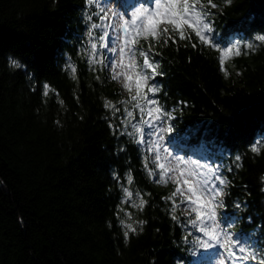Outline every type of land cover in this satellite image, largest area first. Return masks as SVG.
Segmentation results:
<instances>
[{
    "label": "trees",
    "instance_id": "16d2710c",
    "mask_svg": "<svg viewBox=\"0 0 264 264\" xmlns=\"http://www.w3.org/2000/svg\"><path fill=\"white\" fill-rule=\"evenodd\" d=\"M212 2L210 36L233 48L223 68L218 47L192 31L181 40L169 29L175 43L141 38L135 47L151 44L149 59L160 65L149 85L171 113L160 121L173 126L169 144L208 152L229 182L222 225L264 248V150L250 151L264 140V45L255 40L264 0ZM100 15L95 0H0V264H194L199 234L165 199L172 183L149 175L136 142L149 105L141 101V113L121 103L128 98L106 66ZM136 59L142 64L138 51ZM132 122L142 132L129 136Z\"/></svg>",
    "mask_w": 264,
    "mask_h": 264
},
{
    "label": "snow or ice",
    "instance_id": "6c2138e0",
    "mask_svg": "<svg viewBox=\"0 0 264 264\" xmlns=\"http://www.w3.org/2000/svg\"><path fill=\"white\" fill-rule=\"evenodd\" d=\"M94 0H88L89 4H93ZM96 6L99 7L100 20L103 21L108 15V11L105 8L99 6V0H95ZM225 4H230L231 0H224ZM154 5V7L152 6ZM210 8H217L218 5L213 3L212 0H207V4L201 2V0H149L148 4L139 5L129 12H114L113 15L119 17L122 23L117 25L108 24L105 25V31L99 36V39L103 42L102 47L108 48L109 44V31L108 28L118 29L122 35L114 37L115 40H121L122 43L119 46L118 56L119 60L112 59L108 66L112 69V79L118 80L121 76L124 78L123 88L128 92L129 99L122 101L121 103L131 104L134 108L144 113L145 109L141 107V101H146L149 105L147 109V115L156 122L163 121L165 118L171 119V113L166 112L159 102L149 97V93L154 97L157 92L160 91L156 84L149 85V79H155V76L161 73L157 72L159 63L150 61L149 53H151L152 45L149 44L148 51L143 49H136V45L139 44L140 39L145 41L151 38L156 42H159L162 36H167L164 40V44H168L169 39L175 43L173 37L169 34V26H171V32L179 35L181 40L186 38L185 27L191 29L195 36L199 38L201 43L211 44L213 47H218V41L215 35H209L214 32V28L210 19L212 13ZM110 11V10H109ZM127 17V18H125ZM91 19V16L89 17ZM164 27H161V26ZM100 25L93 24L92 27L96 28ZM255 40L261 42L264 45V34L255 36ZM193 47L196 45L193 44ZM97 45L92 44V48L96 49ZM246 47L249 50H253L255 45L248 43ZM113 53H117V48L114 46L110 49ZM138 51L139 57H142V66L137 63L136 53ZM220 52V65L223 68L225 63L224 57L233 52V48L224 46L218 47ZM239 48L235 49V55H240ZM128 57V63H125V57ZM13 67H20L19 63L15 60L10 61ZM103 63V61H101ZM117 68L120 71H117ZM146 69H151L149 74ZM75 72V69H72ZM227 74V73H226ZM133 82L135 93L133 94ZM47 88V86H45ZM147 88V92H145ZM47 95V91L44 93ZM106 108H115L110 101L105 103ZM128 117H133L132 111H127ZM144 123L148 125L149 129L155 127V124H150L145 120ZM111 126V125H110ZM134 132H127L129 136H134L135 133L142 132V129L136 125H132ZM160 131L171 133L173 126L169 125L164 128L161 127ZM151 135V133H149ZM159 140L163 141L164 136L159 135ZM137 143H145L143 136L136 141ZM159 149V145L154 146ZM153 147L149 148V151H153ZM264 150V140H257L250 145V151L256 155H260ZM166 152L167 149H164ZM170 155V154H169ZM155 159L157 162L161 160L160 152L156 151ZM167 159V157H164ZM236 161L241 159L240 156H236ZM177 163L166 167L164 163H157V168L160 170L159 174L149 171L150 176H155L156 181L167 183L165 175L168 173H177L178 176H170L172 183L176 184L175 190L170 193L165 199L172 201V211L175 212L179 206L176 202V197L179 195L183 197L180 200V204H186V211L190 209L189 216L194 214V219H189L188 223L197 231L203 234L205 239L197 237L196 244L205 249H215L216 255L219 257L218 264H264V248L257 247L247 242L242 243L238 236H234L230 231H227L225 226L222 225V219L218 215L217 209L224 207L222 197L225 195L224 189L228 185L226 177L218 174L219 167H208V172L211 176L206 175L203 172L197 171L199 166L197 161H191L193 167H188L187 163L180 157H176ZM181 165H185L181 167ZM147 167V165H145ZM239 166V165H237ZM231 171V169H229ZM181 178H183V185L187 186V195L181 188ZM261 181L264 182V176L261 177ZM132 182L131 175L128 176V183ZM264 191V189H262ZM126 196L131 197L132 193L127 188L124 189ZM146 204V201L141 199L139 207L142 209ZM240 205L236 204V208ZM173 219H177L174 215ZM226 219V217H224ZM141 224L144 222L141 221ZM126 228L135 232V229L131 225H126ZM129 235L128 231L124 232L125 239Z\"/></svg>",
    "mask_w": 264,
    "mask_h": 264
},
{
    "label": "rangeland",
    "instance_id": "374dc122",
    "mask_svg": "<svg viewBox=\"0 0 264 264\" xmlns=\"http://www.w3.org/2000/svg\"><path fill=\"white\" fill-rule=\"evenodd\" d=\"M202 2V1H201ZM99 3L101 5V7L105 8L106 11H108V15L105 18V20L101 21V29L102 32L105 31V25L108 24H112V25H117L119 23H122V21L119 19V17H116L113 15L114 12H120V13H124V12H131L132 10H134V8L136 6L139 5H144V4H148L149 0H136L135 2H133V0H99ZM154 7V5H152ZM110 10V11H109ZM127 18V17H125ZM161 27H164L163 25ZM169 29H171V26H169ZM109 31V35H110V39H109V46L108 48H104V53L106 54V66L110 71V77H112V69L108 66V64L110 63V61L112 59H116L119 60V56H118V51H119V46L121 45L122 41L121 40H115L114 37L117 35H122L118 29H113V28H108L107 29ZM192 31L191 29L185 27V32H189ZM193 32V31H192ZM210 35V34H209ZM116 47L117 48V53H113L112 51H110V49L112 47ZM230 54L228 53L225 57L224 60L226 59L227 56H229ZM137 60V59H136ZM125 63H128V57H125ZM138 63V62H137ZM139 64V63H138ZM142 66V64H140ZM117 71H120L119 68H117ZM146 71H148L146 69ZM112 79V78H111ZM150 80V79H149ZM112 81L115 83L116 86L119 87L120 89V93L123 96H126L125 98L129 99V94L128 92L123 88V82H124V78L123 76H121L118 80H113ZM145 92H147V88H145ZM135 93V88H134V82H133V94ZM149 97L151 98V93L148 94ZM139 115H141L139 113ZM145 120L149 121L150 124H155V127L152 129H149L148 125H146L144 123V129L143 132L140 135L143 136L145 143L141 144L140 146L144 149V151L146 152V155L149 159L150 164H152L156 174L158 175L160 170L157 168V163H164L167 166L174 165L175 163H177L176 161V157H180L182 160H184L187 163L188 167H193L191 165V161H197L199 166H203V167H197L196 170L205 173L206 175L211 176V173L208 172V167H218V166H214L211 162V159L209 157L208 152L205 151H200V150H195L192 151L190 153H185L184 152H180L175 150V148L172 147V145L169 144L168 142V138L166 136L165 132L160 131L161 127H164L163 124L159 121H153L146 113V117ZM131 127L132 125H136V122H132L130 123ZM149 133H151V135H149ZM159 135H163L164 136V140L160 141L159 140ZM139 138V139H140ZM159 145V149H156L154 146L155 145ZM153 147V151H149V148ZM164 149H167V151L165 152ZM160 152V156H161V160L159 162L156 161L155 156H156V151ZM170 154V155H169ZM164 157H167V159H164ZM185 165H181V167H184ZM221 170L219 168V173L220 174ZM176 175L178 176V172L177 173H168L165 175V180L169 181L170 183H172L171 179H169L170 176ZM183 178H181V188L182 190L185 192V194L187 195V186L183 185L182 182ZM173 185V191L175 190L176 184L172 183ZM177 197L179 198V202L181 199H183V197H180L179 195H177ZM179 207L182 210V212L187 216L188 221L189 219H194V214L192 216H189V211L190 209H188L187 211L185 210L187 208L186 204H180L179 203ZM191 226V225H190ZM192 227V226H191ZM193 228V227H192ZM199 235L198 237L201 239H205V237L203 236L202 233H200L199 231H197L195 228H193ZM194 257V264H218L219 262V257L216 255V250L215 249H209V250H205L201 247H199L197 245L196 248V253L193 256Z\"/></svg>",
    "mask_w": 264,
    "mask_h": 264
}]
</instances>
